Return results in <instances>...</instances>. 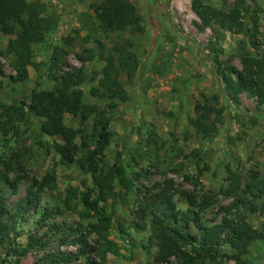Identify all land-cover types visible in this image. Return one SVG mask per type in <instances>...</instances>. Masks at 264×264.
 <instances>
[{
    "label": "rangeland",
    "instance_id": "obj_1",
    "mask_svg": "<svg viewBox=\"0 0 264 264\" xmlns=\"http://www.w3.org/2000/svg\"><path fill=\"white\" fill-rule=\"evenodd\" d=\"M101 1L41 0L43 16H54L56 25L42 43L32 46V65L22 82L13 81V56L7 51L15 36L0 32V191L9 226L8 236L0 242V264H52L49 255L75 256L81 248L96 246L97 220L79 203L85 193L100 198L98 206L111 216L108 239L119 249L116 255L108 252L101 264H159L158 247L149 243V211L160 204L159 194L169 196L180 215L189 211L194 220L189 222L191 234L196 232L195 222L209 229L236 215L245 216L248 224L264 233L259 211L242 208L227 213L243 195L245 184L264 174V103L258 105L245 92L235 101L228 99L212 53L221 50V69L237 71L245 52L264 58V46L250 44L251 15L257 17L253 38L257 42L264 38V0H245L248 14L242 20L247 35L216 27L220 39L214 46L215 32L194 14L192 0H129L143 31L107 34L91 9ZM200 1L225 11L234 4V0ZM115 48L132 54L136 69L131 79L119 73L126 101L115 100L117 108L108 112L110 138L96 184L92 174L77 164H66L54 152L53 143L62 141L41 135L39 125L46 118L27 113V107L40 94L52 91L57 78L81 73L73 90L82 92L84 104L107 112L109 101L93 98L90 90L98 88L103 78L106 63L101 57L112 56L118 67ZM53 58L58 67L51 70ZM197 104L222 110L213 137L198 134L190 123L197 117ZM8 107L19 108L24 115L6 111ZM93 121L90 117L86 122L87 134L93 132ZM64 125L81 128L79 120L68 114ZM75 143L80 146L79 138ZM33 193L38 197L26 200ZM46 211L53 216L42 221ZM222 252L226 258L204 264H264L263 239L250 243L239 262L232 259L237 253L228 245Z\"/></svg>",
    "mask_w": 264,
    "mask_h": 264
},
{
    "label": "trees",
    "instance_id": "obj_2",
    "mask_svg": "<svg viewBox=\"0 0 264 264\" xmlns=\"http://www.w3.org/2000/svg\"><path fill=\"white\" fill-rule=\"evenodd\" d=\"M94 17L97 20L102 32H120L130 29L135 32H142L141 18L135 7L129 0H102L99 4L91 6ZM192 11L201 21L203 26L211 28L216 35V41L220 39V33L216 29L229 31L233 34H248L243 24V18L248 14L245 0H234L233 6L228 10H217L206 5L200 0H192ZM44 5L41 0H0V32L6 36H15L7 45V51L13 56L12 67L16 72L14 82H22L28 76V67L32 65V46L44 41L45 34L52 31L56 25L54 16H43ZM254 28L250 36V44L253 48L258 45L264 46V38L258 41L253 37L257 34V17L251 15ZM69 42V40H67ZM118 52V67L114 58L101 57L106 65L103 69V78L98 83V88L90 90V95L98 100H108V111L104 112L96 105L83 103V94L80 90L73 89L79 86L81 73L65 74L57 78V83L52 91L40 94L27 107V113L34 114L46 120L39 125L40 134L51 138H59L62 144L53 143L54 152L66 163L77 164L86 174H92L95 178L98 172V164L103 156L105 148L109 144L110 134L107 126L111 120L108 112L117 108L115 100L126 101L123 85L118 79L120 72H125L127 78H132L135 73V57L125 52L123 48H115ZM221 50L212 52L213 62L217 65V73L225 85L226 97L235 101L239 93H248L255 97L258 105L264 103V58H257L245 52L241 58L242 69L237 71L233 67L221 69L218 55ZM81 61L87 59L79 57ZM50 69H56L58 61L53 58ZM226 71L228 73H226ZM77 79V80H76ZM216 101L217 97L212 98ZM197 117L190 120L191 125L198 134L203 137H213L217 133V124L222 121V110L212 105L197 104L195 106ZM6 111H14L20 117L24 112L15 107H8ZM68 114L79 120L81 128L72 130L64 125V116ZM93 117V132L86 133V122ZM95 123V124H94ZM81 141L78 146L75 141ZM82 153L83 155H81ZM81 155V156H80ZM117 161L114 164L116 167ZM118 175L120 171L116 169ZM141 176L137 174L136 177ZM121 182H124L121 176ZM95 183L99 180L95 178ZM125 183V182H124ZM41 187V186H40ZM38 197L37 194H28L26 200ZM160 204L155 209H150L151 235L149 243H156L158 253L155 257L156 263H168L170 258L175 264H204L214 263L227 256L222 252V247L228 245L237 254L233 256L239 262L240 256L245 254L250 243L256 240H264V233L257 231L247 223L245 216L236 215L232 219H223L221 224L212 228H204L195 222L196 232H189V222L194 220L190 217L189 211L179 214L171 203V198L165 194H159ZM264 174L245 184L243 195L227 209L231 214L244 208L251 213L259 211L264 216ZM100 198L91 199L89 194H82L79 203L87 215H92L97 220V226L93 232L97 235L96 246L89 250L81 248L79 254L71 256L68 254L55 253L49 255L52 264H101L108 252L118 254V247L108 239L111 227V216L98 206ZM189 206L194 202L187 196ZM3 207V194L0 191V242L8 236V223L5 219ZM53 216L52 211H46L42 221ZM188 247V248H187ZM10 253V252H9ZM94 256V258H91ZM83 261V262H79Z\"/></svg>",
    "mask_w": 264,
    "mask_h": 264
}]
</instances>
